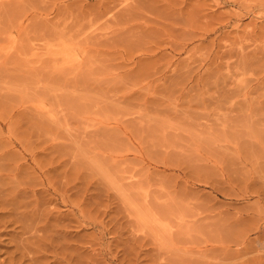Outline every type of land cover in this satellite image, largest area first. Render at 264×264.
<instances>
[{
  "label": "rangeland",
  "instance_id": "374dc122",
  "mask_svg": "<svg viewBox=\"0 0 264 264\" xmlns=\"http://www.w3.org/2000/svg\"><path fill=\"white\" fill-rule=\"evenodd\" d=\"M0 146L2 264H264V0H0Z\"/></svg>",
  "mask_w": 264,
  "mask_h": 264
},
{
  "label": "bare ground",
  "instance_id": "6f19581e",
  "mask_svg": "<svg viewBox=\"0 0 264 264\" xmlns=\"http://www.w3.org/2000/svg\"><path fill=\"white\" fill-rule=\"evenodd\" d=\"M256 64H257V63H256ZM252 65H253V63H252ZM244 66H245V64H244ZM246 66H247V64H246ZM246 66H245V67H246ZM33 112H34V111H33ZM38 114H39V113H38ZM40 114H41V113H40ZM40 114H39V115H40ZM43 114H44V113H43ZM46 114H48V113H46ZM49 114H50V113H49ZM36 115H37V113H36ZM33 116H34V115H33ZM34 118H35V117H34ZM41 118H42V117H41ZM47 118H48V117H47ZM50 118H52V117L50 116ZM36 120H37V119H34V121H36ZM30 121L32 122V120H30ZM39 121H41V119H39ZM39 121L37 122V124L39 123ZM42 121H44V120H42ZM48 121H50V120H48ZM52 121H53V120H52ZM35 123H36V122H35ZM42 123H43V122H42ZM32 124H33V123H32ZM37 124L35 125V127H34V124L31 125V126L29 125V126L35 131V129L38 128V127L36 128ZM42 125H46V124L43 123ZM32 126H33V127H32ZM38 126L41 127L40 123L38 124ZM41 128H42V127H41ZM29 130H30V129H29ZM37 130H38V129H37ZM29 133H30V132H29ZM31 133H33V132H31ZM31 133H30V134H31ZM34 133L36 134V132H34ZM113 134H114V133H112V136H113ZM115 136H116V135H115ZM32 137H34V136H32ZM73 142H74V141H73ZM74 144H75V142H74ZM0 147H1V146H0ZM1 149H2V148H0V150H1ZM26 149H27V148H26ZM29 149H30V148H29ZM33 149H34V148H33ZM71 149H72V148H71ZM4 150H5V149H4ZM29 151H30V150H29ZM73 151H74V150H73ZM2 152H4L3 149H2ZM81 152H82V151H81ZM81 152H80V153H81ZM19 153H21V152H19ZM76 153H77V152H75V155H74L73 152H72L74 159L76 158L75 161L78 160L77 162H81V163L83 164V160H85V159H84L85 157H84L83 153L81 154V155H83V157L77 155ZM1 154L4 155L5 153H0V156H1ZM11 154H12V153H11ZM21 154H22V153H21ZM21 154H20V156H21ZM5 155H6V154H5ZM70 155H71V154H70ZM70 155H68V156L70 157ZM14 157H15V155H14ZM14 157H13V158H14ZM2 158H3V159H2ZM6 158H7V156H6ZM8 158H9V157H8ZM18 158H19V157H18ZM31 158H32V157H31ZM34 158H35V157H34ZM34 158H32L31 160H34ZM74 159H73V160H74ZM0 160H4V161H5V158H4V157H1ZM18 160H21V159L19 158ZM22 160H23V159H22ZM11 161H12V160H11ZM75 161H74V163H75ZM2 162H3V161H2ZM34 162H35V161H34ZM70 162H71V161H70ZM77 162L75 163L76 165H78ZM16 163H17V162H16ZM72 163H73V162H71L70 164H72ZM17 164H18V163H17ZM75 164H74V165H75ZM82 164H80V165H78V166H80V167L83 168ZM0 165H1V164H0ZM72 165H73V164H72ZM74 165H73V166H74ZM76 165L74 166L75 168H74L73 166H71V167L74 168V170H75V169L77 168ZM83 165H85V163H84ZM2 166H3V165H2ZM2 166H1L0 168H2ZM19 167H20V166H19ZM80 167H79V168H80ZM82 168H80L79 170H81ZM15 169H16V168H15ZM31 169L34 170V167H32ZM35 169H36V168H35ZM77 169H78V168H77ZM4 170H5V168L3 167V169H1V171H4ZM12 170H13V172L15 171L14 169H12ZM74 170H72V172H73ZM34 171H35V170H34ZM76 172L78 173L77 170H76ZM0 173H2V172H0ZM6 173H7V172H6ZM29 173L31 174L32 172H29ZM77 173H76V174H77ZM2 175H3V174H1V178L3 177ZM5 175H6V174H5ZM35 175H36V174H35ZM35 175L33 176V174H32L31 176H33L34 178H35V177H38V176H35ZM77 175H78V174H77ZM6 176H7V175H6ZM29 176H30V175H29ZM31 176H30V177H31ZM7 177H8V176H7ZM12 177H13V176H12ZM15 177H16V176H15ZM25 177H27V180H26V181H29V180H30V181L32 182V180H33L32 178H30V179L28 180V176H25ZM25 177H24V178H25ZM1 178H0V181H4V180H1ZM5 178H6V177H5ZM8 178H9V177H8ZM17 178H18V177H17ZM17 178H16V179H17ZM2 179H3V178H2ZM16 179H15V180H16ZM38 179H39V178H38ZM8 180H9V179H8ZM15 180H13V181L16 182ZM19 180H21V178H20ZM5 181H6V180H5ZM5 181H4V182H5ZM21 181H22V183H23V178H22ZM26 181L24 180V183H26ZM36 181H37V180H36ZM72 181H73V180H72ZM17 182H18V181H17ZM31 182H27V183H26V184L28 185V187L30 188V191H29V192L27 191L29 188L27 187L28 189H26V191L30 194V196H28L29 194H28L26 191H23V192H25V193L28 194V195L26 194L27 196L24 195L23 197H24V198L28 197V199H30L29 197H31L32 199H30V201H31V200H32V201H33V200H39V199H36V198H37V197H36V196H37V195H36V194H37V192H36L37 190L31 189ZM33 182H35V181L33 180ZM33 182H32V187H34V185L38 184V183H34V184H33ZM73 182H74V181H73ZM5 183H6V182H5ZM5 183H2V182L0 183V185L2 184L0 191H1L2 189H5L6 191L8 190V189H6L7 186L4 187V184H5ZM22 183L20 182L21 185H22ZM28 183H29V184H28ZM48 183H49V181H48ZM7 184L10 185V184H11V180H10V184L8 183V181H7ZM20 184H19V182H18V186H20ZM26 184H25V185H26ZM73 184H74V183H73ZM12 185H14V187H16V183H14V184H12ZM29 185H30V186H29ZM47 185H49V184H47ZM65 185H66V184H65ZM67 185H68V184H67ZM37 186H38V185H37ZM37 186H35L34 188H36ZM51 186H52V185H51ZM2 187H3V188H2ZM10 187H11V186H10ZM10 187H9V189H10ZM12 187H13V186H12ZM12 187H11L10 191L12 190ZM14 187H13V189H14ZM20 187H21V186H20ZM24 187H25V186H24ZM24 187H23V188H24ZM73 188H74V187H73ZM16 189H17V192H18L19 190H20V192H21L22 190H25V188H24V189H19V187H17V188L14 189V191H16ZM18 189H19V190H18ZM47 189H48V187H47ZM5 190H2V191H5ZM63 190H65V188H64ZM6 191H5V192H6ZM8 191H9V190H8ZM8 191H7V192H8ZM10 191H9V192H10ZM12 191H13V190H12ZM14 191H13V193H14ZM46 191H48V190H46ZM60 191H61V190H60ZM20 192H19V193H20ZM23 192H21L22 195H23ZM0 193H3V192H0ZM10 193H11V192H10ZM21 193H20V195H18L19 197L21 196ZM25 193H24V194H25ZM38 193H39V192H38ZM3 194H5V195H3ZM3 194H2V195L0 194V201L4 200V199L6 198L5 196H7V194H9V193H3ZM41 194H42V193H41ZM13 195L17 196L16 192H15ZM65 195H66V194H65ZM3 196H4V197H3ZM11 196H12V193H11ZM1 197H2V200H1ZM19 197L17 198V200L20 201V202L17 201V202H19V203L11 202V201H12L11 199H12V198H13V199L15 198L14 196H13L11 199H9L10 201H8L7 204H6L5 200H8V199L6 198V199L4 200L5 203H4V202H3V203H4V205L6 204L5 207L3 206V204H1L2 202L0 203L4 208H6V206L8 207V204H11V205L9 206L10 208L8 207L7 210H6V209L0 210V213H3L2 211L6 210L7 213H5V214H7V215L9 214V215H10L9 217H12V218H9V219L6 218V219H8V220L11 219V220H10L11 222L9 221V222H10L9 224L12 223V224H11V227L9 226L8 222H6V224L9 226L10 229L12 228V225H13V222H14V221H16V222L19 224V227H21V225H22L24 222L26 223L25 225L23 224V225L25 226V229L27 228V231L25 232V229H24V231H23V228H20L21 230H18V231H17V228L19 229V227L17 226V223L14 222L15 224H14L13 228L16 227V228H14V229H16V230H14V229H13V230L15 231V233H16V231H17V233L19 232L18 235L16 234V235H17L16 237H19L18 240H20V238H21L20 236H22V233L24 234V237H26V236H25V233H27V232H29L30 230L34 229L32 226H35V230H36V228H37V226H38V225H35L36 222H32V221H36V220H38V219H36L37 217H36V218H35V216L33 217V215H35L34 212H37V211H33V210L31 209V208H32L31 205H30L31 207L29 206L30 208H29V207L27 208V206H28V202H29V204H31L29 200H28V202L26 203L27 198H26V201L24 200V198H22L25 202L22 201V203H21V200H22V199H20L21 197H20V198H19ZM38 197H39V196H38ZM3 198H4V199H3ZM8 198H10V195H8ZM15 199H16V198H15ZM41 201H42V200H41ZM47 201H48V200H47ZM47 201H46V202H47ZM80 201H81V200H80ZM10 202H11V203H10ZM15 202H16V200H15ZM23 202L27 204V206L25 205L26 207L24 206V207L26 208V211H25V210H24V211L27 212V209H29V211H30V212L27 213V215H30L31 213L33 214L32 217L34 218V220L32 219V217H30L31 215L25 217V218H28V217H29V219H26V220H30V222L28 221L29 223H27V221L23 220V219H25V218H23L24 216L20 217L21 214H22V215L24 214V215L26 216L25 212H24L23 210L20 209V208H22L21 205H20V203H21L22 205H24ZM35 202H36V201H35ZM13 203H14V204H13ZM38 203H39V201H38ZM38 203H37V205H38ZM42 203H43V201H42ZM47 203H48V202H47ZM51 203H52V202H51ZM54 203H55V202H54ZM81 203H82V201H81ZM12 204H13L14 207H15V204H18V205H20V206L15 207V210H14V207H12ZM32 204H33V206H34V203H32ZM35 205H36V204H35ZM37 205H36V206H37ZM2 206H1V207H2ZM36 206H35L34 208H36ZM44 206H45V205H44ZM47 206H49V205H47ZM47 206H46V208L44 207L45 209H41V210H40V211H42V212H43V210H44V212H43V216H44V217H45V215H46V216L49 215V213L47 212V209H48L49 207L47 208ZM1 207H0V209H1ZM11 207H12L13 209H12ZM18 207H20V208H18ZM42 207H43V206H42ZM193 207H194V206H193ZM193 207H192V208H193ZM195 207H196V206H195ZM8 209H11L12 212H11V210H9V212H11V213H13V214H14V211H15V213H17L18 211L20 212V210H21V212H24V213H20V214H19L20 216H19L18 213H17V216H18V217L15 218L16 215H15V214H14V215L12 214V215H13V216H12L10 213H8ZM18 209H19V210H18ZM22 209H24V208H22ZM30 209H31L33 212H32ZM39 209H40V208H39ZM39 209H37V210L39 211ZM147 209H150V208H147ZM49 211H51V210H49ZM42 212H41V213H42ZM29 213H30V214H29ZM38 213H39V212H38ZM44 213H45V214H44ZM51 213H52V212H51ZM141 213H143V212H141ZM5 214H3V215L0 214V215L3 217ZM171 214H172L171 212H169V211L167 212V215H168V216H170ZM41 215H42V214H39V217H40ZM81 215H82V210H81ZM146 215H149V214L146 213ZM36 216H38V215H36ZM43 216H42V217H43ZM49 216L51 217V215H49ZM149 216L151 217L152 221L160 222V219H159L158 217H155V216H154V213H152V215H149ZM195 216H196V215H195ZM5 217H8V216H5ZM5 217H3V219H5ZM13 217H14L15 219H14ZM44 217H43V219H45ZM54 217H55V216H54ZM54 217H53V215H52V220H50V221H52V222L49 221V223H48L49 226H47V227H48V228H51L52 230H54L55 228H56V230H58V229L60 230L59 227L62 228V225H63V224H59V223H58V224H59L58 228H57V226L55 227L54 225H57V224H54V225H53V222L56 221V220L54 221V219H53ZM57 217H58V216H57ZM18 218H19V219H22V218H23V219L21 220V222H23V221H24V222H23L21 225H20V223L18 222V221H19ZM30 218H31V219H30ZM58 218H59V217H58ZM176 218H177V217H176ZM194 218H196V217H194ZM205 218H206V217H205ZM1 219H2V218H0L1 223L7 221L6 219H5V221H4L3 219H2V220H1ZM13 219H14V221L12 222ZM35 219H36V220H35ZM39 219L41 220V218H39ZM48 219H51V218L48 217ZM55 219H56V218H55ZM40 220L37 221V222H39V223H36V224H39V226H40V223L43 224V223H42L43 221H40ZM59 220H60V219H59ZM59 220H58V221H59ZM44 221H46V219H45ZM58 221H57V222H58ZM60 221H61V220H60ZM60 221H59V222H60ZM186 221H187V220H186ZM57 222H55V223H57ZM74 222H75V221H74ZM188 222H189V221H188ZM190 222H192V221H190ZM1 223H0V225H1L0 228H1V230H4V229H2L3 225H2ZM33 223H34V224H33ZM45 223H46V222H45ZM50 223H52L51 227H50ZM60 223H61V222H60ZM3 224H5V223H3ZM6 224H5V225H6ZM188 224H189V223H188ZM46 225H47V224H46ZM60 225H61V226H60ZM189 225H190V224H189ZM24 226H22V227H24ZM42 226H44V225H42ZM63 226L66 228V231H67V226H66V225H63ZM4 227H5V226H4ZM4 227H3V228H4ZM6 227H7V226H6ZM28 227H30V230H29V231H28V229H29ZM44 227H45V226H44ZM44 227H41V226H40V227L37 228V229H40V228L42 229V228H44ZM53 227H54V229H53ZM64 227H63V229H65ZM7 228H8V227H7ZM9 228H8V229L5 228V229H6V230H10ZM45 228H46V227H45ZM45 228H44V229H45ZM46 229H47V228H46ZM51 229H50V230H51ZM1 230H0V231H1ZM6 230H5V231H6ZM13 230H12V231H13ZM42 230H43V229H42ZM47 230H48V229H47ZM47 230H46V231L44 230V232H45V234L47 235V237H48L51 233L54 235V231L51 232V233H49L50 231H47ZM61 230H62V229H61ZM61 230L59 231L60 233L62 232ZM20 231H23V232H20ZM36 231H37V230H36ZM36 231H33V232L35 233ZM10 232H11V231H10ZM24 232H25V233H24ZM30 232H31V231H30ZM41 232H42V231H41ZM44 232H43V233H44ZM46 232H48L49 235H48ZM68 232H69V231H67L66 234H63V232H62V234H63V238H64V235H66L67 238H69L68 236L70 235V232H69V235H67ZM167 232H168V234L171 233L169 229H168ZM3 233H4V232L2 231V234H3ZM6 233L8 234V231H7ZM13 233H14V232H13ZM15 233H14V234H15ZM20 233H21V235H20ZM43 233H42V236L40 235V240H41V238H42L43 236H46L45 234L43 235ZM60 233H58L57 235H59ZM0 234H1V233H0ZM2 234H1V235H2ZM37 234H38V236H39V233H37ZM62 234H60V235H62ZM4 235H5V234H4ZM4 235H3V236H4ZM9 235H11V233H10ZM19 235H20V236H19ZM170 235H171V234H170ZM3 236H0V241H1L2 243H3V241L1 240V239H2L1 237H3ZM13 236H14V235H13ZM50 236L52 237V235H50ZM50 236H49V237H50ZM66 236H65V238H66ZM5 237L8 238L9 236H5ZM5 237H4V240H5ZM10 237H11V238H10ZM10 237H9L8 239H12V238H13L12 236H10ZM47 237H45V238L47 239L46 241L50 240V238H49V237L47 238ZM61 237H62V236H60V238H61ZM14 238H15V236H14ZM27 238H28V236H27ZM27 238H26V239H27ZM63 238H62L61 240H65V239H63ZM26 239H24V240H26ZM52 239H54V237H53ZM71 239H72V238H71ZM16 240H17V238H16ZM32 240H33V239H32ZM61 240H59V241H61ZM67 240H69V239H67ZM9 241H10V240H6V241H4V242H6V244H7V242H8V244H10L11 241H10V242H9ZM13 241H14V240H13ZM34 241H35V240H34ZM43 241H44V240H43ZM43 241H41V242H43ZM46 241H45V243H47ZM50 241H52V240H50ZM50 241H49V242H50ZM78 241H79V240H78ZM27 242H29L28 244H30V242H31L32 244L34 243V242H32L31 240H28ZM49 242H48V243H49ZM56 242H58V240H57ZM56 242H55V244H56ZM68 242H69V241H68ZM73 242H74V241H73ZM2 243H1V244H2ZM48 243H47V244H48ZM63 243H64V242H63ZM65 243H67L66 240H65ZM65 243H64V245L66 246ZM8 244H7V245H8ZM11 244H12V243H11ZM25 244H26V241H24V247H25V248H26V246H27L28 248L30 247V245H28V244L25 245ZM34 244H38V243L35 241ZM39 244H40V241H39ZM41 244H42V246H43V243H41ZM47 244H45V245L43 246V248H48L49 246H51V245H49V244H53V245H54L53 241H52L51 243H49L48 246L46 247ZM60 244H62V242H61ZM69 244H70V243H69ZM78 244H79V242H78ZM4 245H5V243H4ZM7 245H6V246H7ZM56 245L58 246V244H56ZM64 245H63V246H64ZM80 245H81V244H80ZM0 246H1V245H0ZM17 246H18V245H16L15 247H17ZM33 246H35V245H33ZM33 246H32V247H33ZM38 246L41 248L40 245H38ZM63 246H62V247H63ZM15 247H14V248H15ZM19 247H20V248H19ZM24 247H23V248H24ZM39 247H38V248H39ZM51 247H52V246H51ZM53 247H54V246H53ZM55 247H56V246H55ZM66 247H67V246H66ZM2 248H4V247H2ZM7 248H9V247H7ZM7 248H6V249H7ZM14 248H11V249H14ZM17 248H19L20 251L23 250V249H21V246H20V245H19ZM43 248H42V249H43ZM56 248H57V247H56ZM63 248H64V247H63ZM63 248H61V249L59 248V250H58L57 253H59V251H60V253H61V251H63V253H64L66 250L64 249V250H65V251H64ZM4 249H5V248H4ZM6 249H5V251H3V252L6 253V251H8V253L10 254V255L6 254V256H7V255H8V256H12V255L16 254L14 250H12V253L14 252V253L12 254L11 252H9V249H8V250H6ZM33 249L35 250L34 247H33ZM36 249H37V246H36ZM42 249H41V250H42ZM48 249H49V248H48ZM78 249H79V248H78ZM15 250L18 251V249H16V248H15ZM30 250H31V248H30ZM34 250H31V252H30V251H29V252L32 253L33 256H34V253H35V255H36V253H38L39 255H36V257H37V256H40L39 258H41V255H40L41 253L38 251L39 249H38V250H35L36 252H35ZM41 250H40V251H41ZM46 250H47V249H45V250L43 251V253H45ZM20 251L17 252V253H19V254H17L16 256L21 255V254H20L21 252H22L23 254H26V255H27V253H28L27 251H25V249H24L25 253H24V251H21V252H20ZM47 251H48V252L50 251V253H52L51 250H47ZM53 251H54V250H53ZM0 252H2V251L0 250ZM26 252H27V253H26ZM43 253H42V254H43ZM50 253H49V254H50ZM57 253H56V254H57ZM76 253H77V252H76ZM47 254H48V253H47ZM52 254L56 255L55 252H53ZM65 254H67V253H65ZM70 254H71V253H69V256H68L69 258H71V257H70ZM44 255L46 256V253H45ZM6 256H5V257H6ZM45 256H42V257H43V258H47V257H45ZM47 256H48V255H47ZM57 256L65 257V255L62 256V254H61V255H60V254H59V255L57 254L55 257L57 258ZM72 256H73V254H72ZM24 257H25V255H24ZM24 257H23V258H24ZM36 257H35V256L32 257V255H31V258H29V257L26 256L27 260H29V259L32 260V258L35 259ZM53 257H54V256H53ZM61 257H59V258H61ZM68 257H67V255H66L65 258H68ZM9 258H10V257H9ZM65 258H64V259H65ZM78 258H79V257H78ZM7 259H8V257H7ZM7 259L5 258V259H3V260H4V261H5V260L8 261ZM15 259H16V257H14V256H13L12 260L9 259V261H10L9 264H12L11 262H12L13 260H15ZM21 259H22L21 257H18V258L15 260V261H17V263H15V264H19L18 261H19L20 264H21V261L24 260V259H22V260H21ZM34 259H33V260H34ZM49 259H50V258H49ZM61 259H62V258H61ZM64 259H63V260H64ZM76 259H77V257H76ZM76 259H75V260H76ZM79 259H80V258H79ZM27 260L25 259V262H30V261H27ZM35 260H38V258H36ZM35 260H34V261H35ZM51 260H52V259H51ZM63 260H62V261L60 260V261L63 262ZM66 260H67V261H66ZM66 260H65V261H66V264L69 262V260H71L70 263H72V262L74 261V258H73V259H66ZM1 261H2V260H1ZM6 261H5V263H6ZM9 261H8V262H9ZM38 261L42 262L41 259L38 260ZM45 261H46V260H45ZM56 261H57V260H56ZM79 261H80V260H79ZM22 262H23V261H22ZM25 262H24L23 264H25ZM31 262H32V261H31ZM35 262H36V261H35ZM61 262H60V264H62ZM76 262H77V260H76ZM2 263H3V261L0 262V264H2ZM5 263H4V264H5ZM13 263H14V261H13ZM38 263H39V262L31 263V264H38ZM44 263L46 264L47 261L44 262ZM58 263H59V262H58ZM64 263H65V262H64ZM70 263H69V264H70ZM74 263H75V261H74ZM79 263H80V262H79ZM79 263H77V264H79ZM6 264H7V263H6ZM27 264H29V263H27ZM40 264H43V263H40ZM52 264H53V263H52ZM55 264H56V263H55Z\"/></svg>",
  "mask_w": 264,
  "mask_h": 264
}]
</instances>
